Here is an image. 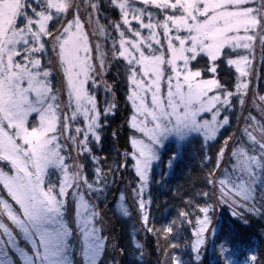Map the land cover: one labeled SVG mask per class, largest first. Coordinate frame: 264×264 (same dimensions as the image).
<instances>
[{"label":"snow or ice","instance_id":"1","mask_svg":"<svg viewBox=\"0 0 264 264\" xmlns=\"http://www.w3.org/2000/svg\"><path fill=\"white\" fill-rule=\"evenodd\" d=\"M257 43L264 64V0H0V264H204L209 248L208 264H255L214 217L227 207L264 223V94L248 97ZM221 64L238 75L222 83ZM113 67L128 107L106 150ZM186 160L203 186L177 185L182 206L156 227L151 185Z\"/></svg>","mask_w":264,"mask_h":264},{"label":"trees","instance_id":"2","mask_svg":"<svg viewBox=\"0 0 264 264\" xmlns=\"http://www.w3.org/2000/svg\"><path fill=\"white\" fill-rule=\"evenodd\" d=\"M113 18L117 16V13L111 14ZM262 75L264 76V71H262ZM218 76L222 79V83L225 80H230L235 76V72L232 69H228L225 65H220V70L218 73ZM120 76H117L116 74V68L113 67L109 74H107V80L113 81L117 80ZM122 78V77H121ZM119 78L118 82L121 86H125L123 89L116 87V93L118 92V95H116V102L120 106L119 112L116 114V120L115 123L112 124L111 129H107L105 135L107 136V141L105 142V149L107 150L110 148L113 144V138L111 137V131L112 129L117 128L121 124V118L123 117L122 113H127V107L128 105L125 103L124 93L122 90L126 88V85L123 83L122 79ZM261 79V75H260ZM258 90L261 93L262 90H264V81L258 86ZM98 99L103 103L102 101V91L100 90L97 93ZM123 106H125L123 108ZM238 116V111H237ZM236 125V121L233 120V125ZM234 125V127H235ZM123 133L120 134L119 143L117 144V147L124 143L122 139ZM122 150V149H121ZM198 151V145L193 144L189 146L188 154L194 155ZM186 164L188 165V169L184 170L182 168H178L174 174L170 175L167 178V183L164 185L160 184H153L151 185V192L153 193V204L151 206L150 212V220H152L153 217H155V225L156 227H159L162 222H164L165 217V211L167 210L171 214H175V207L176 205H180V202L178 199H175V197L178 195L177 192V185L182 186L183 191L185 192H192L194 188L198 189L201 188L202 185V173L199 171L198 168V161L197 160H186ZM133 172L129 170H125L122 172L117 173V181L123 182V184H127V181L131 180L133 178ZM159 174L156 176V180H159ZM120 184L114 185V187H119ZM113 205L111 203L108 204V208H112ZM108 215L112 217L113 221L116 223L117 228H121V225L119 222L115 221V217L112 215V212L109 211ZM222 215V212H221ZM220 223L227 229L231 227L235 233H236V239L239 240L242 244L245 245L247 250L255 249V264H264V236H261V229H264V223H261L260 220L253 216L251 218L250 224L247 226L241 225L236 217H231L230 215L223 214L220 218ZM132 223H128V229L131 230ZM139 227V225H137ZM188 227L190 231V226ZM123 231V229H121ZM184 230L182 229V232ZM184 235H187V233H184ZM184 235L180 237V239L184 238ZM251 238V239H250ZM147 242L150 249H154L156 246V239L151 235V233L147 236ZM161 246H166V241L164 238L160 239ZM171 252V249H169ZM211 253L207 254L206 257L204 255V264H208V261L210 259ZM156 253L153 252V256L150 258L152 260H155Z\"/></svg>","mask_w":264,"mask_h":264},{"label":"rangeland","instance_id":"3","mask_svg":"<svg viewBox=\"0 0 264 264\" xmlns=\"http://www.w3.org/2000/svg\"><path fill=\"white\" fill-rule=\"evenodd\" d=\"M81 15H82V17H83V12L81 13ZM117 16H115L114 18H116ZM132 22V24H133V26L135 27L136 26V24H137V22L136 21H131ZM50 24H51V22H49ZM91 38V37H90ZM45 39H47V38H45ZM239 52H240V54H246L245 53V51L244 50H239ZM250 63L252 64V66H253V68H254V70H255V75H253V76H251V81H252V85H251V90L249 91V93H248V97L250 98L251 97V95H252V90H257V91H259L258 90V86H260V84H261V87H262V82L264 81V76L262 75V71H264V64H262V62H261V53H260V50H259V44L257 43V45H256V51H255V59L254 60H251L250 61ZM228 69H232L234 72H235V75H238V73H236V71H235V67L234 66H226ZM219 70H220V66H219V69H218V73H219ZM110 73V71L107 73V74H109ZM260 75H261V79H260ZM119 78H121V76L119 77ZM119 78H117V80H114V82L116 83V85H117V87H119V88H121V89H123L125 86H121L119 83L120 82H118V79ZM205 78H207V77H205ZM218 78L221 80V82H222V79L218 76ZM106 79H107V76H106ZM122 79V81H123V78H121ZM124 83V82H123ZM162 88H163V86H162ZM101 91H102V94H103V96H102V100H104V98H105V93H104V91H103V89H101ZM123 91V93H124V95H125V89L124 90H122ZM261 94H264V90H262L261 91ZM116 95H118V92L116 93V90H115V93H114V99L116 98ZM98 97V96H97ZM124 98H125V96H124ZM99 100V99H98ZM103 102V101H102ZM125 106H123V108H124ZM250 109L247 107V106H245V109H244V113L243 114H241L239 111H238V116L240 117V120H239V125H235V127H234V125H233V129L235 130V136H240V128L243 126V124H244V119H243V115L244 114H246L247 113V111H249ZM252 111H253V114H257L256 113V111H255V109H251ZM123 114V116H125L127 113H122ZM236 115H237V113H236ZM230 131H232V130H230ZM162 155H164V158L166 159V154H162ZM165 166L164 165H161L160 166V168H157L156 169V171H157V173H159V171L161 170V169H163ZM221 212H222V215L223 214H228V215H230L231 216V212H230V210L227 208V207H218L217 208V210H216V216L214 217V219H218V220H220V218H221ZM232 217V216H231ZM220 222V221H219ZM209 253H211V248H209V250H208V253H205L204 255H205V257H206V255L207 254H209Z\"/></svg>","mask_w":264,"mask_h":264}]
</instances>
